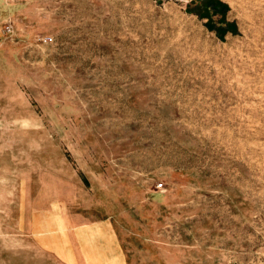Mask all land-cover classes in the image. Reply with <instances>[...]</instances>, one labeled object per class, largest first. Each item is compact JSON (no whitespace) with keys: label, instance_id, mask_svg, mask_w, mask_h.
I'll list each match as a JSON object with an SVG mask.
<instances>
[{"label":"rangeland","instance_id":"1","mask_svg":"<svg viewBox=\"0 0 264 264\" xmlns=\"http://www.w3.org/2000/svg\"><path fill=\"white\" fill-rule=\"evenodd\" d=\"M218 1L0 0V264H66L58 204L128 264H264V0Z\"/></svg>","mask_w":264,"mask_h":264},{"label":"crops","instance_id":"2","mask_svg":"<svg viewBox=\"0 0 264 264\" xmlns=\"http://www.w3.org/2000/svg\"><path fill=\"white\" fill-rule=\"evenodd\" d=\"M57 256L66 264H128L111 217L73 222L57 205Z\"/></svg>","mask_w":264,"mask_h":264},{"label":"trees","instance_id":"3","mask_svg":"<svg viewBox=\"0 0 264 264\" xmlns=\"http://www.w3.org/2000/svg\"><path fill=\"white\" fill-rule=\"evenodd\" d=\"M202 7L204 8L203 10V14H209L210 13V9L212 8L214 11V13L218 12V11H223L224 10V5L219 2L218 0H204V3L202 5ZM201 11V8L199 9ZM219 21H224L223 18H220ZM220 31H224L227 26H219L218 27Z\"/></svg>","mask_w":264,"mask_h":264},{"label":"built area","instance_id":"4","mask_svg":"<svg viewBox=\"0 0 264 264\" xmlns=\"http://www.w3.org/2000/svg\"><path fill=\"white\" fill-rule=\"evenodd\" d=\"M162 185V183H159V186H161Z\"/></svg>","mask_w":264,"mask_h":264}]
</instances>
